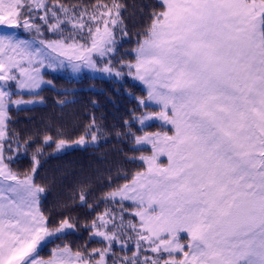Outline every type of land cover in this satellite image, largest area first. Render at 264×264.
Segmentation results:
<instances>
[{
  "label": "snow or ice",
  "instance_id": "obj_1",
  "mask_svg": "<svg viewBox=\"0 0 264 264\" xmlns=\"http://www.w3.org/2000/svg\"><path fill=\"white\" fill-rule=\"evenodd\" d=\"M158 5L162 10L148 13L137 33L135 60L121 62L145 86L137 101L142 111L133 110L116 133L129 152H150L125 156L143 167L104 194L112 207L83 225L91 229L88 241L75 251L57 245L42 259L38 249L77 224L65 217L49 226L38 157L43 146L55 143L60 152L70 142L45 135L33 149V137L9 135V107L38 103L12 99V85L31 94L50 83L43 68L112 74L111 60L97 69V59L115 54L117 30L128 36L129 6L0 0V28L27 33L0 31V264H264V0ZM152 122L160 128L145 130ZM93 129L94 117L74 143L87 145L90 136L97 144ZM30 149L31 167L14 169ZM88 191L81 186V205ZM92 240L103 246L90 248Z\"/></svg>",
  "mask_w": 264,
  "mask_h": 264
},
{
  "label": "trees",
  "instance_id": "obj_2",
  "mask_svg": "<svg viewBox=\"0 0 264 264\" xmlns=\"http://www.w3.org/2000/svg\"><path fill=\"white\" fill-rule=\"evenodd\" d=\"M90 6L93 3H108L110 0H73ZM129 6L125 13V24L128 36L121 38L116 31L117 50L114 55L104 60L97 59V69H102L111 60L114 68L112 74L99 70L82 68L80 72H72L68 67L55 70L43 68L41 72L46 82L40 89L18 90L12 85L15 93L12 99L36 100L38 103L28 106L9 107L11 120L8 122L9 135L13 132L21 139L33 137L37 146L45 135H51L54 140L61 138L73 142L84 134L85 125L95 118L98 143L92 144L91 137L84 147H73L60 152L55 151V143L43 146L44 155L38 157L40 167L38 179L42 180L48 191L42 197V210L51 217L50 227L63 218L68 217L77 224L75 230H69L59 238H53L38 250V258H48L51 250L57 245L63 247L65 243L75 251L78 246L89 239L91 229L83 225L90 223L97 213L112 207L104 202L102 197L116 185L124 184L131 179L132 174L141 169L140 163H131L125 159L126 155H140L148 153L145 147L135 153L129 152L128 144L123 143L116 133L125 131L124 121L128 120L136 110L139 114L138 98L145 96L146 89L139 80L129 75V69L121 67V62L134 61L133 49L137 47L138 32H142L148 20V13L153 9L162 10L158 0H123ZM2 32L16 31L20 38L27 33L22 28H0ZM115 71H120L117 77ZM149 110V109H148ZM138 127V126H135ZM159 123H152L147 131H156ZM62 135H59V134ZM32 149L27 155H21L12 167L21 172L32 165ZM166 162V159H165ZM127 177V179L125 178ZM81 186H86L87 204L81 205L79 192ZM67 204L68 207L62 205ZM89 205L92 207L90 208ZM119 207V205H117ZM124 207L132 211L131 202ZM97 240H92L89 247H102ZM118 254H123L117 248Z\"/></svg>",
  "mask_w": 264,
  "mask_h": 264
},
{
  "label": "rangeland",
  "instance_id": "obj_3",
  "mask_svg": "<svg viewBox=\"0 0 264 264\" xmlns=\"http://www.w3.org/2000/svg\"><path fill=\"white\" fill-rule=\"evenodd\" d=\"M140 85L141 86H143V87H145L144 86V84L142 83V82H140ZM145 96H146V93H145ZM157 109H155V108H150L149 109V111H156ZM152 123H156V122H152ZM79 139V138H78ZM78 139H75V140H73V142H70V146L69 147H66V149H69V148H73V147H84V145L83 146H81V145H78V144H75L74 142L75 141H77ZM56 147V146H55ZM146 149H148V152H150V147H145ZM165 159H166V157H161V159H160V163H162V164H166L167 163V159H166V162H165ZM41 247H43V246H41ZM40 247V248H41ZM40 248L38 249V250H40ZM40 258V257H39ZM49 258V257H48ZM48 258H44V259H48Z\"/></svg>",
  "mask_w": 264,
  "mask_h": 264
}]
</instances>
